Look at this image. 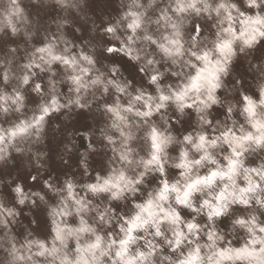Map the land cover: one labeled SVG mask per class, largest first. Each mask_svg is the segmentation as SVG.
<instances>
[{
    "label": "rangeland",
    "instance_id": "obj_1",
    "mask_svg": "<svg viewBox=\"0 0 264 264\" xmlns=\"http://www.w3.org/2000/svg\"><path fill=\"white\" fill-rule=\"evenodd\" d=\"M0 264H264V0H0Z\"/></svg>",
    "mask_w": 264,
    "mask_h": 264
}]
</instances>
